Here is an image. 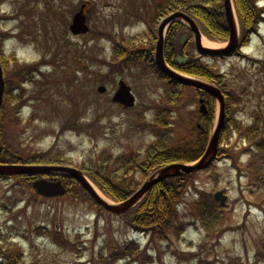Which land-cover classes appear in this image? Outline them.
<instances>
[{"label":"rangeland","instance_id":"rangeland-1","mask_svg":"<svg viewBox=\"0 0 264 264\" xmlns=\"http://www.w3.org/2000/svg\"><path fill=\"white\" fill-rule=\"evenodd\" d=\"M81 1L88 3L87 17L97 23V30L122 35L140 29L137 23L125 28L114 23L119 24L120 10L143 12L138 4L141 0H3L0 4V16L12 18L0 20V31L11 34L4 43L5 55L15 53L21 64L54 61L40 69L43 75L37 76L35 83L24 87L30 100L21 110V117L26 120L33 115L31 123L23 121L25 127L17 133L7 124L6 140L15 144L23 139L37 150L53 146L77 166L87 158L89 150H142L153 138L149 131L138 127L141 113L163 97L158 79L144 76L137 69L114 75V81L121 78L132 87L137 100L135 109L123 111L111 104L109 93H96L99 85H107L108 92L115 87L103 80V75L108 74L102 61L110 58V49L104 41L92 42L91 34L69 33L68 25ZM258 5L264 7V0H259ZM243 52L249 59H206L209 63L215 61L230 87L242 96L239 111L233 117L236 124L248 120L253 108L264 102V74L251 61H264V22ZM6 73L4 68L5 78ZM179 106L180 112L174 114L175 128L185 133L196 107L193 94L184 90ZM144 117L151 118L149 111ZM74 121L80 129L61 132L60 127ZM230 133V142L226 145L224 139L222 143L223 148L229 149L228 155L207 171L194 175L179 199L177 222L186 225L180 236L170 234L169 240L159 242L135 233L120 217L97 211L74 186L73 192H78L79 198H32L30 189L17 185L14 179L0 180V236L21 244L24 264H101V253L108 254L130 239L146 245V253L152 258L134 255L112 264H264V255L260 262L254 261L264 241V192H257L253 181L239 175L236 161L242 145L238 144L235 131L231 129ZM248 158L245 154L239 160L245 164ZM196 190L211 194L223 190L228 196V205L216 213L222 226L210 235L189 216L191 204L198 197ZM59 228L73 242L67 246L69 249L54 240L53 233Z\"/></svg>","mask_w":264,"mask_h":264},{"label":"trees","instance_id":"trees-1","mask_svg":"<svg viewBox=\"0 0 264 264\" xmlns=\"http://www.w3.org/2000/svg\"><path fill=\"white\" fill-rule=\"evenodd\" d=\"M234 3L241 31L246 36L255 30L262 10L256 7L254 0H234ZM181 4L183 5L184 2ZM185 5L187 7H182L187 9L198 20L208 37L216 40L227 39L228 32L221 0H187ZM4 39L5 36L0 34L1 55ZM1 55L0 57L5 60V66H10L11 69L8 73V86L6 87L5 99L0 112V132L5 146L2 153H0V162L73 164L71 158H67L62 152L51 147L45 150H36L23 139H19L15 144L6 141L2 119L7 118L9 124L15 123L13 118L17 114L16 102L24 96V91L20 88L21 85L35 82V76L41 73L38 70L39 63L32 65L19 64L13 55L9 57H4L3 55L2 57ZM116 56L120 55L116 53ZM182 69L185 73L208 80L223 90L226 87L228 90L230 89L225 81L223 82V76L214 66H210L200 60H189ZM127 70H129V67L123 63H116L111 69L112 73ZM141 71H144V69H141ZM261 72L264 74V63L262 64ZM19 89L21 90L20 94H18ZM168 91L167 98L173 97L175 92L171 89H168ZM229 91L231 92V90ZM231 93L229 103L233 108L230 112L231 119L229 123L239 134V138L246 141L248 146L245 151L252 158L257 159L253 166L255 171L249 173L247 177L250 181L253 180L257 188L263 189L264 129L262 118L264 104H260L257 110H254L253 113L251 112L250 124L244 128L241 123L236 124L233 122L234 114L239 111L236 105L239 104L241 99L239 96H232ZM175 101L177 102L178 98ZM152 109L154 113L153 122L151 124L144 123L141 128L149 131L154 140L142 152L124 151L115 154L110 149H102L99 152L89 150L87 158L81 162L80 167L85 171V174L95 182L107 197L115 202L125 200L136 190L142 179L158 168L171 162H189L199 158L208 142L213 117V105L211 103L209 104L208 115L201 118L204 125L203 129L192 127L180 140L176 139L178 134L172 127L169 110L158 105L150 108V110ZM15 124L18 126V122ZM73 127L80 129L79 125L74 121L71 124L60 127V130L64 133L73 129ZM229 133L230 130H226L223 134L225 140L228 139ZM253 149L254 151H251ZM225 154L228 155V152H225ZM24 178L30 179L31 177ZM64 179L75 185L74 187L78 188L84 196H87L72 178L66 176ZM191 181L189 184H191ZM26 184L29 186L28 182ZM175 188H177L176 178L161 182L153 187L138 205L122 214L121 218L131 228L150 233L152 238L157 240H169L170 234L178 236L183 224L177 223V205L184 192L179 194L175 191ZM197 194L198 197L191 204L190 217L203 225L208 230L207 235H209L211 232H215L216 229H220L222 225V222L218 221L220 218L216 215L219 206L208 193L197 191ZM80 196L78 192H72L71 194L72 198H79ZM92 205L95 206L97 211H102V208L95 203ZM55 235L58 236L59 234L56 233ZM59 238L61 239L60 235ZM134 255H143L145 257L144 251H141L133 241H129L114 248L108 255L100 256L98 260L102 261L101 264H112ZM261 255H264V241L255 253V260L260 261L263 258ZM234 259L239 261L238 258ZM0 264H23L21 248L17 244L0 238Z\"/></svg>","mask_w":264,"mask_h":264},{"label":"water","instance_id":"water-1","mask_svg":"<svg viewBox=\"0 0 264 264\" xmlns=\"http://www.w3.org/2000/svg\"><path fill=\"white\" fill-rule=\"evenodd\" d=\"M224 10H225V16L227 20V25L229 29V45L225 49L220 50H213V49H207L201 46L199 41V33L197 30V26L193 23V21L183 15H181L183 18H185L189 24L192 26V30L196 34V48L199 53L201 54H209L214 56H220L224 55L226 53H229L237 46V35H236V27L235 22L233 18V13L231 10V4L230 0H224ZM87 26L85 24V17L82 13V10L78 11L72 20V24L70 26V30L74 34L78 33H84L87 31ZM161 46H159L157 51V57L156 62L160 69L169 77H171L173 80L184 83L187 85H191L193 87L205 90L212 94L214 97H216L219 100L220 103V114H219V122L218 125L212 134L209 144L207 146L206 152L203 155V157L194 165H181V164H174L170 166H166L162 169H160L155 174L151 175L144 184L128 199H126L124 202L118 204V205H110L103 201L91 188L87 180L85 179L84 175L81 171L76 170L74 168L70 167H63V166H18V165H0V174H6V175H20V174H35V173H61V174H67L69 176H72L76 181H78L79 184H81L84 189L92 196V198L100 205H102L105 209L112 211L114 213L120 214L122 212H125L130 207H132L134 204H136L143 196L144 194L156 183L162 181L163 179L167 178L168 176H176L182 173H188L193 170H198L205 168L208 166L215 156L216 150H217V143L219 138V132L221 130V127L224 123V101H223V95L221 92L214 86L206 84L204 82H201L199 80L190 79L187 77H183L174 71L167 68L163 62L162 59V51ZM177 62V60H176ZM2 91H3V79L1 75L0 70V105H1V97H2ZM98 91L103 92L104 87H99ZM114 101H118L121 104L125 106H132L134 102L133 96L129 92V87L125 86V84L121 81L120 87L118 91L116 92L114 98ZM200 111L204 112L203 106H201ZM1 150V146H0ZM33 187L36 189L37 193L43 195V196H55V195H62L65 192L64 187L62 186L60 181L55 182H48L44 179L37 180L33 183ZM215 198L220 200L221 204H224V201L226 199L225 196L222 195V192H217L215 194Z\"/></svg>","mask_w":264,"mask_h":264},{"label":"flooded vegetation","instance_id":"flooded-vegetation-1","mask_svg":"<svg viewBox=\"0 0 264 264\" xmlns=\"http://www.w3.org/2000/svg\"><path fill=\"white\" fill-rule=\"evenodd\" d=\"M125 21H132V20H137L138 22L143 23V27L137 34H129L127 35L128 39H134L135 43H139L137 45L140 46V50L137 49L136 51H142V54L146 58V62L148 66H153L154 65V42L157 40V32H158V27L160 20L162 19L163 16H160V14L155 15L154 13L149 12L147 15L145 13H140V14H127L125 15ZM180 28L179 25H176L175 23H171L168 25L166 29V35H165V40L163 44V52H164V58L166 60H172L175 55V45L174 41L172 40V36L176 29ZM170 34H171V39H170ZM139 35H142L143 37L140 38ZM154 44V45H153ZM185 44V43H184ZM183 47V46H182ZM138 51V53H139ZM183 55H186V52L184 50L180 51Z\"/></svg>","mask_w":264,"mask_h":264},{"label":"bare ground","instance_id":"bare-ground-1","mask_svg":"<svg viewBox=\"0 0 264 264\" xmlns=\"http://www.w3.org/2000/svg\"><path fill=\"white\" fill-rule=\"evenodd\" d=\"M202 44H203V46H205V47H209V48H216L217 46H216V43H214V42H211V41H209V40H207V39H205V38H202ZM93 186V185H92ZM93 188L95 189V191L101 196V197H103L104 199H106L100 192H99V190L95 187V186H93Z\"/></svg>","mask_w":264,"mask_h":264}]
</instances>
